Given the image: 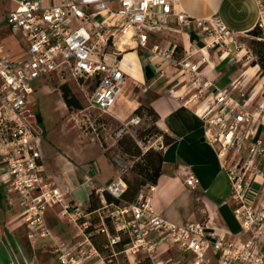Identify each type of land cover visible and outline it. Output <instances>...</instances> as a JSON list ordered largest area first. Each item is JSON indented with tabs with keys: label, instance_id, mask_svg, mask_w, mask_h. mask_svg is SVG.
Listing matches in <instances>:
<instances>
[{
	"label": "built area",
	"instance_id": "obj_1",
	"mask_svg": "<svg viewBox=\"0 0 264 264\" xmlns=\"http://www.w3.org/2000/svg\"><path fill=\"white\" fill-rule=\"evenodd\" d=\"M256 2L257 25L264 30V0ZM177 5L178 0H61L45 7L40 0H21L16 9L0 11V29L7 27L25 48L23 55L12 56L0 42L3 194L9 205L17 206L29 241L52 238L45 219L50 205L58 206V214L76 224L79 240L72 245L52 244L58 264H78L94 254H100L104 264H141L142 260H146L145 264H179L180 260L153 259L157 247L164 242L177 246L182 259L190 256L187 264H264V183L257 193H250L255 177L261 175L257 160L264 158V140L257 131L264 127V114L246 109L245 93L240 92L237 99L230 97L227 89H218L203 75L198 63L190 62L187 57L175 59L157 45L147 47L152 34L162 33L174 24L195 25L197 35L204 36L205 45L199 50L215 48L222 59L230 55L227 45L234 33L219 18L188 16L178 11ZM210 38L212 41L208 43ZM121 43L124 50L134 43L136 48H146L149 57L170 59L178 68L179 77L188 79L189 94L184 103L195 104L194 110L203 120L204 138L219 146L232 210L241 224L243 239L217 225L167 220L154 210L147 193H138L134 200H123L127 183L122 175L132 162L119 153L112 157L117 168L115 179L95 189L102 205L94 211L85 212L80 205L66 200L45 174L40 153L44 131L33 107L38 86L49 77L72 79L77 85L82 84L89 108L107 113L125 80L119 66ZM234 57L238 59V54ZM171 78L179 82L178 78ZM87 80L92 82L89 90L85 88ZM212 85L214 88L210 90ZM140 121V116L134 115L122 122L113 132L114 142ZM185 181L193 187L198 179L189 175ZM104 192L119 202H106ZM93 213H97L96 223L90 220ZM95 234L105 236L104 249L111 250L109 255H102L96 249L92 242ZM122 240H126L123 248L113 251ZM120 253L125 259L123 263L117 257Z\"/></svg>",
	"mask_w": 264,
	"mask_h": 264
},
{
	"label": "crops",
	"instance_id": "obj_2",
	"mask_svg": "<svg viewBox=\"0 0 264 264\" xmlns=\"http://www.w3.org/2000/svg\"><path fill=\"white\" fill-rule=\"evenodd\" d=\"M20 1L0 0V11L14 10ZM60 1L40 0V3L48 7ZM177 10L196 18L216 16L234 34L249 33L257 25L259 17L256 0H178ZM172 26L162 33L150 35L147 47L157 45L168 50L173 58L180 51V58L175 59L187 57L190 62L198 63L203 75L218 89H227V94L237 99L240 92L245 93L246 109L255 114H264V75L258 74L257 78L262 76L259 83H250L259 70L258 65L247 68V63L231 64L228 58H220L216 51L199 50L194 28L181 34ZM0 34L10 36L15 43V48L10 49L6 45L7 37L0 39L7 52L12 56L24 54L22 42L7 27L2 26ZM177 43H180L182 50L177 47ZM149 56L146 48H136L134 45L121 53L119 66L124 72L125 80L121 93L107 112L121 121L124 119L123 111L128 110V114H131L140 105L149 107L156 116V125L172 138L167 144L158 140V145L161 144L160 174L156 183L149 189L146 188L144 193L149 195L154 210L167 220L175 223L192 220L208 226L217 225L243 239L241 224L232 210L230 186L224 158L218 154L219 146L204 138L203 120L195 112V104L184 103L189 94L186 86L188 79L179 77L178 68L170 59ZM171 77L174 80L178 78L179 82L171 83ZM134 84L147 89L137 94ZM261 90L262 94L257 96ZM39 123L42 127L41 122ZM257 133L264 140V127H259ZM83 147L84 145L78 148H60L47 134H44L40 143L45 174L55 182L66 200L85 208L89 203L90 192L115 179L117 168L109 161L101 146L102 155L89 158L83 155ZM259 166L261 175L253 181L250 190L252 194L257 193L264 183V158L259 160ZM2 173L3 170L0 169V264H58L57 254L52 249L53 242L74 244L80 239L78 227L58 214V206L50 205L46 209L45 219L52 238L29 241L26 227L18 217L17 206L9 205L4 198ZM189 175L198 179L193 187L186 184L185 180ZM200 219L203 221H198ZM96 222L97 219L93 221ZM85 247L88 248V245ZM189 257L182 259L180 250L170 242L158 246L153 254L154 260H180L179 264H187ZM103 262L100 254H94L81 259L78 264H104Z\"/></svg>",
	"mask_w": 264,
	"mask_h": 264
},
{
	"label": "rangeland",
	"instance_id": "obj_3",
	"mask_svg": "<svg viewBox=\"0 0 264 264\" xmlns=\"http://www.w3.org/2000/svg\"><path fill=\"white\" fill-rule=\"evenodd\" d=\"M256 26V31L259 32V37H256L249 33L234 34L233 40H230L228 42L227 47L231 49V53L227 58L229 59L231 64L239 62L240 64L247 63V68L250 65L252 66V62L255 60L256 56L252 52L250 41L256 38L264 39V30L258 25ZM172 27L175 31L181 34L187 31V29L194 28V35L197 38L196 43L197 45H199L198 47L202 48L205 45V43L202 41L204 36L197 35V28L195 25L183 27L181 25L174 24ZM5 37H7L6 45L10 49H14L15 43L13 42L12 38L10 36L0 34V39ZM211 41L212 38L208 39V43ZM179 44L180 43H177V47L182 50V47ZM130 45L132 46L134 45V43H130ZM227 47L225 48L226 50ZM205 49L216 51V53L219 54V51H217V49L215 48L207 47ZM178 52L179 53L175 58L181 56L180 51ZM236 54H238V59L237 57H234ZM233 57L235 59L230 60ZM238 67H240L239 64ZM258 74H260V69L256 72L250 83H259L260 77L262 76L257 78ZM170 79L172 78H169V81ZM172 82L173 81H171V83ZM63 83H66L69 86L73 94H75V96L81 102L82 107L80 109L68 108L65 105L60 92V85ZM251 85L253 86L254 84ZM81 86L77 85V83L72 79L63 80L58 77H49L41 81L35 93V104L33 107L37 109V113H39L41 116V124L44 134L52 137V140L54 139V142L59 144L60 148H78L84 145L82 153L88 158L98 157L102 155L100 149L101 146L104 149L109 161L114 165L115 163L113 162L112 157L115 153H119L128 161H131L132 165L122 175L127 183V186H130L125 195V199L123 198V200H131V195L136 188L138 189V191L135 193V196L140 192L144 193L146 188L149 189V187L151 186H137V182L139 180H142V177H140L136 173L133 166L137 162H142L143 156L148 149L159 151V147H161V144L158 145V140H160L162 143L165 142L163 138L164 133L156 125V118L154 117V114L148 113L146 106L140 105L141 107L136 113L132 112L131 114H128V110L123 111L122 116L124 119H122L121 121L108 113H99L98 111L89 108L85 99V92L82 90ZM134 86L137 88V94L143 93L145 91L144 88L147 89V87L139 86V84H134ZM85 88L87 90L92 88V82L90 80L86 81ZM260 94H262V90L257 94V96H259ZM134 115L140 116V123L138 125L131 126L129 128V131L124 134L120 140L114 142L113 132L122 124V122L128 121ZM130 141L135 142L139 147L141 151L139 155L129 154L123 150V144H126ZM119 142H123V144L120 145ZM258 163L259 160H257V164ZM95 194L97 193L95 192ZM95 198L99 200L98 205L100 207L102 205V200L99 194L95 195ZM85 201L86 200L84 198L83 204L86 203ZM88 207L89 203L85 208L82 207V209L86 212L89 211ZM96 218L97 213H93L90 215V220L95 221ZM198 221H203V219H200ZM232 230L234 231V229ZM106 250V252H111V250L108 248ZM116 250L117 249L114 246L113 251ZM106 252H103L101 254L105 255ZM117 257L121 263L125 262L123 254H117ZM140 257L143 258V256ZM145 263L146 260H142L141 264Z\"/></svg>",
	"mask_w": 264,
	"mask_h": 264
},
{
	"label": "trees",
	"instance_id": "obj_4",
	"mask_svg": "<svg viewBox=\"0 0 264 264\" xmlns=\"http://www.w3.org/2000/svg\"><path fill=\"white\" fill-rule=\"evenodd\" d=\"M255 26L249 34H252L256 37H259V32L256 31ZM251 49L254 55L256 56L255 60L252 62V65H258L260 69V75H264V39L261 38H256L254 40L250 41ZM177 50V48H176ZM60 92H61V97L65 103V105L68 108H75V109H80L81 102L79 99L73 94L71 89L66 83H63L60 85ZM141 106L137 107L133 112H138ZM148 113L154 114V111L146 107ZM38 121L41 122V118L39 113H37ZM154 117L156 118L155 114ZM164 133V132H163ZM163 138L165 140L164 144L170 143L172 141V138L168 136L166 133H164ZM120 145L123 144V142H119ZM123 150L129 154L133 155H139L141 153L139 147L137 144L133 141H130L126 144H123ZM160 165H161V153L159 151H154L152 149H148L146 153L143 156V160L141 163L137 162L134 164L133 168L135 169L136 173L142 177V180H139L137 182V186H143V185H154L157 181V178L160 174ZM130 188V186H127V190ZM124 193L123 198L125 199V195L127 193ZM138 191L136 188L135 191L132 193L131 200H134L135 198V193ZM104 198L106 202L108 203H118L119 200L115 199L108 193L104 192L103 193ZM134 197V198H133ZM99 200L95 198V192L92 190L89 194V211L95 210L99 207L98 205ZM91 229V228H89ZM126 241V240H125ZM125 241H121L118 244L115 245V248L117 249L116 251H120L122 249L123 244ZM92 242L96 249L100 252H106L107 250L104 249V243H105V236L101 234H95L92 236ZM111 252H106L105 256L109 255Z\"/></svg>",
	"mask_w": 264,
	"mask_h": 264
},
{
	"label": "bare ground",
	"instance_id": "obj_5",
	"mask_svg": "<svg viewBox=\"0 0 264 264\" xmlns=\"http://www.w3.org/2000/svg\"><path fill=\"white\" fill-rule=\"evenodd\" d=\"M119 49L122 50L123 52L126 51L124 50V46L122 44H119Z\"/></svg>",
	"mask_w": 264,
	"mask_h": 264
}]
</instances>
